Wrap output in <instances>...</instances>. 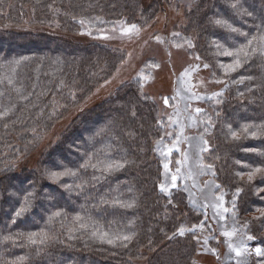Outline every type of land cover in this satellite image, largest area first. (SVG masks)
<instances>
[{"label": "trees", "instance_id": "trees-1", "mask_svg": "<svg viewBox=\"0 0 264 264\" xmlns=\"http://www.w3.org/2000/svg\"><path fill=\"white\" fill-rule=\"evenodd\" d=\"M167 4L174 1L0 0V111L11 109L0 118V264H197L199 228L194 233L188 229L199 226L202 217L182 187L171 188L169 194L160 191L166 179L157 145L164 137L161 128L173 132L164 138L166 145L174 138L175 127H169L167 108L145 92L141 77L77 115L33 167L21 166L39 149L45 134L109 79L125 58L119 48L76 39L81 26L125 21L145 27L166 11ZM218 19L247 33V39L260 36L264 0H189L186 22L174 28L179 33L176 47L199 63H208L213 92L222 93L219 103L205 102L204 110L215 127L207 133L199 127L209 146L204 162L212 165L213 179L221 186L218 190L226 193L228 208L236 189H241L235 197L237 226L254 237L244 260L224 264H264V257L251 250L257 245L264 249V193H258L264 178L257 175L248 182L246 175L264 167V156L257 154L264 152V57L254 54L237 72L225 76L218 64L231 63L232 58L217 55L212 41L234 48L247 39L216 25ZM189 42L194 47L189 48ZM241 76L243 83H233ZM217 79L225 83H216ZM246 124L251 126L247 135L241 131ZM229 125L238 139L231 137ZM105 151L108 159L125 167L110 175L80 168L85 153L105 159ZM171 157L174 165L177 156ZM65 168L78 170V176H65L59 183L48 178V172ZM238 172L245 173L243 179ZM83 181H87L83 190L76 189ZM29 193L31 207L13 224ZM113 199L132 207L112 206ZM102 200L110 203L101 204ZM57 211L64 215L50 221ZM77 214L90 217L110 235L132 239L123 242L126 247L119 241L101 243L90 235L91 225L86 234L73 224ZM181 227L185 235L173 236ZM69 228L77 230L69 232ZM29 233H37V238L48 234L52 239L31 244ZM5 236L11 239L6 241Z\"/></svg>", "mask_w": 264, "mask_h": 264}, {"label": "rangeland", "instance_id": "rangeland-1", "mask_svg": "<svg viewBox=\"0 0 264 264\" xmlns=\"http://www.w3.org/2000/svg\"><path fill=\"white\" fill-rule=\"evenodd\" d=\"M151 1L144 0V3L148 4ZM173 1L174 4H167L166 11L162 10L154 22L145 27L137 26L139 31L131 34H123L120 30V25L124 27L130 25L125 21L115 22L110 26L104 27H94L88 24L81 26L78 34L75 35L76 39L84 42L98 41L119 48L124 52L125 58L109 79L101 83L80 104L70 109L45 134L39 149L31 157L24 159L21 162V166L26 164L29 168L33 167L39 160L40 153L57 141L77 115L106 100L120 86L128 84L137 77L142 78L145 92L157 99L164 108H167L166 113L169 117L176 119L172 115L173 107L179 105L183 108L184 102L177 97V99L170 100L169 104L165 105L164 98L176 96L178 92H181L182 84L179 77L190 66L201 63L192 58L182 47H176L179 44L175 45L176 35H174V28L180 29L186 22V6L189 0ZM114 26L116 28L115 31H113ZM152 59H158L154 65L151 64ZM202 65L203 63L200 70L193 72L188 79L195 86L194 91L210 96L213 93L211 72L209 68L204 69ZM207 101L209 100L194 101L192 102V108L201 107L204 109ZM181 120L184 125H188V121L184 120L183 114ZM176 131H174L175 135ZM183 131L185 135L193 137L191 147L188 142H184L179 145L181 151H174L173 153L177 156L176 161L183 158L184 152L188 153L189 159L182 166L181 171L187 174L191 170L192 179H178L177 186L182 187L187 192L188 202L198 210V214L202 217L201 221L205 219V211L208 216L203 228L194 227L195 229L199 228L197 264H224L234 260L242 261L246 258L247 253L237 257L235 252L229 249V244L235 246L240 240H243L247 247L250 248L252 240H247L245 230L238 228L239 220L236 219L237 216L233 217L232 213L228 212L224 213L225 218L221 220L214 215L213 208L208 207L205 209L203 207L205 204H210L212 199L220 195L222 191L215 187L219 184L213 179V173L206 168L208 164L204 162V155L207 154L208 150L201 151L198 146L200 144L199 137L201 136L199 127L186 126L183 127ZM173 139L167 141L166 145H170ZM207 148L209 149L208 145ZM169 159L171 160L172 157H169ZM201 166H204V171H201ZM176 167V162L174 165L170 163L171 172L174 173ZM164 178L166 179L164 184L169 185L170 191V179L165 175ZM17 186H21V182H18ZM169 191L165 193L169 194ZM224 207H227L226 203ZM234 227L238 229L235 236L229 238L223 235L225 231L231 232ZM256 238L259 239V237ZM255 248L260 247L258 245L254 246L251 250L254 251Z\"/></svg>", "mask_w": 264, "mask_h": 264}, {"label": "snow or ice", "instance_id": "snow-or-ice-1", "mask_svg": "<svg viewBox=\"0 0 264 264\" xmlns=\"http://www.w3.org/2000/svg\"><path fill=\"white\" fill-rule=\"evenodd\" d=\"M233 9H236L238 7V2L233 3L231 5ZM250 15V13H249ZM81 24H84V21H80ZM215 24L220 26L221 28L227 29L230 33H237L240 36H243L247 39L248 34L240 31L238 28L233 27L232 24H230L227 20H221L218 19L215 21ZM120 30L123 34H131L133 32H138L139 29L136 24H130L128 27H124L123 25H120ZM116 28L114 26L113 31H115ZM90 34V33H89ZM174 35H179V33H174ZM107 38V37H104ZM159 39V38H157ZM255 42V44H254ZM212 44L215 45L216 50H217V55L219 56H225V57H231L232 62L231 63H219L218 67L224 72L225 76H230L231 73L237 72L240 68L243 67L244 62H246L251 56L254 54L259 53L261 57H264V34L260 36H254L251 39H247V43L241 44L239 47H234V48H228L225 47L224 44L220 43L219 41H212ZM179 46V45H178ZM188 47L192 48L194 45L189 42ZM197 60L200 59L199 56L196 57ZM202 67L204 69H208L210 65L208 63H203ZM201 68V64H194L190 66L188 69L185 70V72L179 77L181 84H182V91L178 92L176 96L173 97H166L164 98V104L168 105L170 100H175L177 97H179V100L184 102L183 108H181L179 105H175L173 107V113L172 115L176 117V119H172V117H169V127L172 128L175 126L176 135L170 145H165L164 144V138L165 137H172L173 132L168 131L166 129L161 128L162 131H164V137H161V140L159 141L157 148L159 151V154L164 158V163H163V168H164V175L170 179V187L171 188H176L177 187V180L178 179H192V173L191 170L188 171L187 174L182 173L181 168L182 166L187 162L189 159V155L187 152L183 153V158L179 161H176L177 167L175 169V172H171L169 169V164L172 162L169 157L171 154L175 152H180L181 148L179 145L184 142H188L189 146L191 147V141L193 137L187 136L184 134L183 127L186 126H192V127H203L204 132L207 133L210 128H214L215 125L212 121V117L208 115V113L201 107H195L192 108V102L194 101H204V100H215L216 103H219V97L222 95L221 92H213L210 96H205L197 91H194V85L191 83V80L188 79L190 75L193 72H198ZM118 71V70H117ZM245 77L241 76L239 80L233 81V83H243ZM216 83L219 84H224L225 81L222 79H217L215 81ZM12 81L9 80V84H11ZM243 95V93H241ZM11 111V109L5 110V111H0V118H4L8 116V112ZM184 116V120L188 121V125H184L183 121L181 120V116ZM251 126L249 125H244L241 131L247 135L249 133V128ZM229 132L231 134V137L234 139H238V133L237 131H233L231 129V126H228ZM103 131V130H101ZM253 137L256 136V132L251 133ZM97 135H100L98 132ZM200 139V144L198 145L200 147L201 151H207V145L208 141L204 139V136L201 135L199 137ZM246 151H251V152H257V149H246ZM258 155L264 156V152H257ZM85 156H87V159L80 165L81 169L87 170L88 168H92L94 170H98L101 172V174H112L114 172H119L121 171L125 165L121 163L119 160H113V159H108L107 158V152L105 151V159H100V157L96 154L93 153L89 155L88 153H85ZM95 161V162H93ZM237 163H240L237 161ZM245 167H250L248 165H244ZM207 170L211 171L212 170V165L208 164L206 165ZM201 171H204V166H201ZM240 179H243L245 176V173L238 172L236 174ZM247 175V180L248 182H252L253 179L257 176L260 175L262 178H264V167H256L249 172L246 173ZM47 176L50 180H52L54 183H59L61 179L65 176H72L76 177L78 176V170H73L70 168H65L63 171H50L47 173ZM93 179H97V177L93 176ZM87 183V181H83L81 184L75 185L76 189L83 190L84 184ZM64 187L66 189L71 190L72 185H67L65 184ZM160 191L162 192H168L169 191V185L167 184H160ZM217 189H220V185L215 186ZM241 189L237 188L236 193L234 194V197L231 201V208L224 207L225 201H224V196L226 193L221 192L220 195L215 196L210 204H205L203 207L207 209L208 207H211L214 209V215L219 217V219L223 220L224 213L231 212L233 217L236 216V199L235 197L239 195ZM258 193H264V188L258 189ZM32 195V193H29L24 197V204L15 212V215L12 219V223L15 224L17 218L22 217L28 209L31 207L29 197ZM110 202L108 200H102L101 204H109ZM112 206H120V207H132L131 204L123 203L119 201L118 199H113L111 201ZM64 213L62 211H57L53 213L51 217H49V220H53L56 217H62ZM264 215V213H262ZM204 217L205 219L199 222V227L203 228L205 226V222L208 219L207 212H204ZM73 224L78 225L79 230L85 231L87 234V230L92 226L93 230L91 231L90 235L92 237H95L96 239H99L101 243H107L109 245H115L117 241L121 242L123 246H127L126 244H123L124 241H131L132 236L130 235H122L119 233H116L114 235H110L108 232L103 231L100 226H97L95 222L91 221V218L89 217L88 219H85V217L77 214L73 218ZM76 228H69V232H74L76 231ZM185 228L181 227L179 228L178 232H174L173 236L179 235V236H184L185 235ZM188 231L195 232V228L188 229ZM238 229L235 227L231 232L225 231L223 233L224 236L231 238L232 236H235L237 233ZM19 235L23 236V233H20ZM172 237H169L171 239ZM4 240H10V236H5L3 238ZM27 239L30 241L31 244H44L47 240L52 239L51 236L48 234H45L39 238H37V233H29L27 235ZM247 240H252L254 239L253 236L247 235L246 236ZM229 249L234 251L236 256H242L246 253L250 254V249L247 247V245L244 243L243 240H240L239 243L235 246L232 244H229ZM255 255L257 256H262L264 257V249L261 248H255L254 249ZM23 259V258H21Z\"/></svg>", "mask_w": 264, "mask_h": 264}]
</instances>
